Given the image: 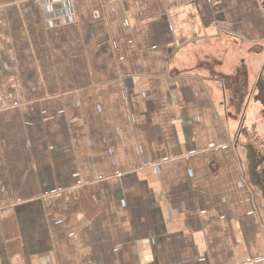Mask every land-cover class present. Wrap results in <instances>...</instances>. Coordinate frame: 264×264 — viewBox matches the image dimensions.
Instances as JSON below:
<instances>
[{"label":"crops","instance_id":"1","mask_svg":"<svg viewBox=\"0 0 264 264\" xmlns=\"http://www.w3.org/2000/svg\"><path fill=\"white\" fill-rule=\"evenodd\" d=\"M253 47L264 0H0V264H264Z\"/></svg>","mask_w":264,"mask_h":264},{"label":"rangeland","instance_id":"2","mask_svg":"<svg viewBox=\"0 0 264 264\" xmlns=\"http://www.w3.org/2000/svg\"><path fill=\"white\" fill-rule=\"evenodd\" d=\"M236 51L242 61L237 70L223 78L227 87L225 98L236 118L232 128L233 136H237L235 143L247 156L250 180L255 184L257 201L262 202L264 211V47Z\"/></svg>","mask_w":264,"mask_h":264},{"label":"built area","instance_id":"3","mask_svg":"<svg viewBox=\"0 0 264 264\" xmlns=\"http://www.w3.org/2000/svg\"><path fill=\"white\" fill-rule=\"evenodd\" d=\"M81 185H82V182H81Z\"/></svg>","mask_w":264,"mask_h":264}]
</instances>
